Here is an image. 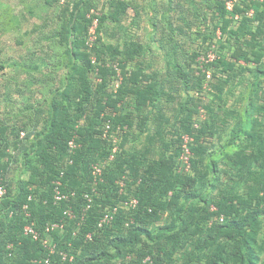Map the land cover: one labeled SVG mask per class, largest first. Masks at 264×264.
Returning <instances> with one entry per match:
<instances>
[{
	"label": "trees",
	"instance_id": "trees-1",
	"mask_svg": "<svg viewBox=\"0 0 264 264\" xmlns=\"http://www.w3.org/2000/svg\"><path fill=\"white\" fill-rule=\"evenodd\" d=\"M135 1L109 0L106 12L74 0L42 37L53 42L48 60L37 57L50 69L48 96L21 108L26 121L0 122V264H264V0H144L151 45L109 46L110 24L129 11V27L142 18ZM187 38L201 45L186 52ZM155 47L163 74L148 72ZM21 67L32 78L40 65ZM51 67L63 73L60 86L49 83ZM184 135L193 139L189 171ZM58 222L62 230L46 232ZM32 224L37 241L24 233Z\"/></svg>",
	"mask_w": 264,
	"mask_h": 264
},
{
	"label": "rangeland",
	"instance_id": "rangeland-1",
	"mask_svg": "<svg viewBox=\"0 0 264 264\" xmlns=\"http://www.w3.org/2000/svg\"><path fill=\"white\" fill-rule=\"evenodd\" d=\"M44 1L0 0V63L6 66L0 73V122L7 120L10 123V118L13 122L19 119L26 121L28 112L22 114L25 104L30 103V105L38 107V103L44 99L45 94L48 96L44 87L49 76L46 75V72H49L50 69L46 65H42L37 57H45V53L52 54L50 46L53 45V42L43 40L42 37L59 24L64 5H68L74 0H61L60 2L55 0L53 6H46ZM132 2L137 4L135 0ZM94 4L99 11L107 12L110 9L109 0H94ZM141 4L145 7L144 0H141ZM132 12L129 11L126 18L123 17L120 25H109L108 31L103 34L105 43L109 46H117L124 44L126 40L136 39L145 45H151L150 39L153 34L151 27L148 26L151 18L150 7H145V10H142V18L137 24L133 23L129 27L130 20L134 16ZM200 45L201 42H193L187 38L184 48L188 52ZM198 50L203 52L200 47ZM152 55L159 58L149 63L152 70H148V72L158 70L163 74L166 67L164 51L155 47ZM151 58L152 56L148 55V61L145 60L144 63L147 64ZM45 59L49 58L45 57ZM113 62L116 61L111 60V63ZM25 63L40 65L39 70L33 73L32 78H28L22 70L21 65ZM51 69H54L52 73L54 80L49 83L60 86L62 71L54 67ZM31 112L34 113V111ZM7 175L8 181H10V169Z\"/></svg>",
	"mask_w": 264,
	"mask_h": 264
},
{
	"label": "built area",
	"instance_id": "built-area-1",
	"mask_svg": "<svg viewBox=\"0 0 264 264\" xmlns=\"http://www.w3.org/2000/svg\"><path fill=\"white\" fill-rule=\"evenodd\" d=\"M232 8H233V2H228L227 3V9L232 10ZM92 13L95 14L94 11H92ZM251 14H252V12H251ZM97 25H98V20L94 19L93 26L90 29V35H89L88 43H87L90 47H92V45L95 41V38H96L95 37V30H96ZM214 59H215V54L213 52H210L208 54V60L213 61ZM207 77L208 78L211 77L210 72H207ZM201 116H202V118H204V115H201ZM23 136H24V133H21V137H23ZM192 141H193V139L189 135H184L182 137V154L180 157V161L182 163L183 168L186 171H189L190 167H191L190 158H191L192 154L190 151V145H191ZM76 148H77L76 141H75V139H72L69 142V149H70V151H74ZM116 150L117 149L114 148L113 151L116 152ZM111 159H113V156H111ZM102 170H103L102 166H100L98 164L94 165L93 166V175L96 178H99L102 175ZM59 187H60V182L59 181L55 182L54 199L56 202H61L68 197V195H65L64 193L61 192ZM6 194H7L6 187L4 185L0 184V198H3ZM74 195L75 194H72V196H74ZM86 199L88 200V202H91V198L88 195H86ZM137 205H138V202L135 199H133V200H131L125 204V206L128 207L129 209H135L137 207ZM116 210L117 209H115L112 213L110 212V213L105 214L99 223V227H102L103 225L109 224L113 220V215L116 212ZM65 215L69 218L74 217L73 213L70 210H67L65 212ZM222 220H223V217H221V221ZM63 228H64V222L49 223L46 227V232L51 233V232L56 231V230H62ZM24 233H25V235L31 236L32 239L35 241L39 240V238H40L38 232L34 229L33 224L27 225L24 228ZM88 239H91L90 235L88 236ZM42 243L45 246V248L48 250L49 256L53 255L56 252V245L50 243L48 240H43ZM63 259L66 260L67 256L64 255ZM42 262L45 264H50V257H48L47 259H45L43 261L42 260L35 261V263H40V264Z\"/></svg>",
	"mask_w": 264,
	"mask_h": 264
}]
</instances>
